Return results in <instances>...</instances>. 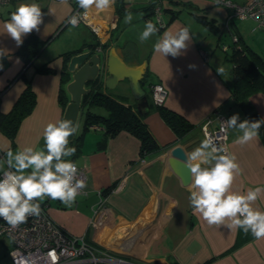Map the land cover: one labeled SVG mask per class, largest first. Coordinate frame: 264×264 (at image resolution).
<instances>
[{"label":"crops","instance_id":"crops-1","mask_svg":"<svg viewBox=\"0 0 264 264\" xmlns=\"http://www.w3.org/2000/svg\"><path fill=\"white\" fill-rule=\"evenodd\" d=\"M134 1L141 7L135 8ZM232 1L241 4L248 0ZM152 2L155 0H125L126 10L122 13H117L115 9L116 0L103 13L93 8L86 18L87 24L81 23L83 28H80L75 39H70V45L61 49L52 61L47 57L40 59L41 54L52 40L71 25L63 24L72 10L78 7L76 0H67L65 4H61L60 0H0V49L5 50L4 55L0 56V114L10 111L25 87L23 79L15 78L23 66V61L17 54L19 47L3 27L21 4L36 3L40 6L43 23L39 32L34 30L31 34L49 41L34 64L46 62L54 69L52 73L45 74L34 72V66L26 70L25 77L31 83L35 102L29 114L19 123L12 141L0 133V149L3 151L5 164L9 150L15 153L25 147H32L46 152L44 128L49 123L61 121L64 109L58 99L62 86L61 72L65 69L61 54L82 45L86 47V43L98 41L99 44H109V47L101 51L102 54L106 55L111 50L131 68H144V62L147 63L144 69L147 77L165 89L163 105L183 116L195 127L183 137L177 138L152 104L143 119L162 150L145 160L138 159L139 142L130 134L120 132L108 139L103 146H99L101 129L89 128L83 133L80 151L75 159L64 158L83 170L86 187L70 207L59 200L49 201L46 206L49 217L68 235L83 237L86 242L137 264H264V239L257 240L250 231L245 233L242 229H229L226 225H208L199 214L193 212L188 187H182L168 167L166 159L169 154L166 152L169 149L180 145L187 154L204 141L200 123L212 112L219 110L228 117L238 113L241 121L247 117L238 106L231 105L229 101L228 75L224 76L215 69L210 55L179 15L146 42L140 41L139 34L134 36L135 39L129 38L126 32L131 23L120 20L125 18L126 12L137 17L135 11L139 9L142 12ZM164 17L166 19L167 14ZM139 19H143L144 23H141L144 25L150 21L143 16ZM248 21L251 23L248 37L244 38L243 31L236 27L232 34L237 31L242 38L240 45L247 44L264 57V31H252L254 23ZM92 26L99 28L97 36L91 31ZM182 27H187L192 35L185 54L173 58L154 53L153 45L164 32H176ZM118 28H121V32L116 37L114 33ZM245 33L248 34L247 31ZM129 42L132 48L141 50L138 49L136 54L128 51ZM69 81L71 80L67 83ZM67 83L63 85L64 89ZM146 84L142 88L147 92ZM85 88H89V85ZM101 91L136 110L137 101L132 97L126 82L111 90L102 85ZM63 95L68 103L69 95L65 91ZM150 99L153 103L152 98ZM249 103L264 119V92L252 94ZM101 110L96 108L94 111L106 114ZM81 120L79 118L76 124L75 135L82 129ZM241 134L235 129H227V148L228 153L235 155L236 162L242 169L235 177L231 190L246 194L249 189L264 188V146L259 137L243 146L235 144L234 140ZM214 163L213 161L202 167H211ZM252 207L264 212V192ZM98 208L100 212L94 216V210ZM95 219L97 227L94 230L90 223ZM144 236L148 239L146 246L142 242L144 250L136 255L133 252L137 249L134 248H137L136 245ZM116 248L123 249V253L128 255L120 253L121 250ZM130 254L134 256L131 257Z\"/></svg>","mask_w":264,"mask_h":264},{"label":"clouds","instance_id":"clouds-1","mask_svg":"<svg viewBox=\"0 0 264 264\" xmlns=\"http://www.w3.org/2000/svg\"><path fill=\"white\" fill-rule=\"evenodd\" d=\"M60 3L65 4L67 0H60ZM76 3L83 12L69 19L73 27H77L81 19L87 18L93 8L101 13L109 10L115 0H76ZM132 19V13L126 12L125 23H131ZM42 23L43 13L38 4H21L3 27L19 47L23 44V37L34 30L39 32ZM158 31L156 25L149 21L139 39L146 42ZM191 41L189 29L182 27L176 32H164L153 45V50L164 57L170 55L177 58L185 54ZM95 48L102 51L99 46ZM4 53L5 50L0 49V56ZM221 124L225 130L235 129L242 133L234 143L243 146L258 138L264 119L241 121L237 113ZM76 132L77 127L69 119L49 123L43 131L46 152L25 147L15 153L10 150L6 153L9 170L0 179V218L10 226L17 227L26 222L29 216L39 217L42 209L36 201H42L45 197L72 206L77 195L86 187L85 180L75 179L78 172L76 163L62 159L75 154L76 149L67 145L69 137ZM186 155L185 167L190 170L192 178L188 191L193 212L199 214L208 225H226L229 229H242L245 233L250 231L257 240L264 239V212L252 207L264 188L249 189L246 194L231 190L235 177L242 171L235 155L218 148L208 139ZM213 161L214 166L202 167Z\"/></svg>","mask_w":264,"mask_h":264},{"label":"trees","instance_id":"trees-1","mask_svg":"<svg viewBox=\"0 0 264 264\" xmlns=\"http://www.w3.org/2000/svg\"><path fill=\"white\" fill-rule=\"evenodd\" d=\"M124 1L125 0H116L115 9L117 13H122V11H125L123 5ZM168 1L171 3L176 2V0ZM153 6L154 3L152 2L142 9L144 19H147L150 15H152ZM162 10L167 14V19L165 26L158 28V32H161L174 18L179 15V12L181 11L170 6L162 8ZM231 15L232 9L228 8V16ZM193 16L201 25L206 27V29L212 32H217L218 27L213 19H207V16L204 14H193ZM227 18L226 22L228 23V27L224 29L229 32L230 37L232 36L231 41L233 44L230 54L225 57V59L231 64L228 77V89L230 93L229 101L231 105L238 106L243 111L248 120H260L262 117L249 103V97L254 93L264 92V57L247 44L240 45V40L242 38L238 32L235 31L232 34L229 31L230 22L234 17L229 19ZM233 37L236 38V42L233 41ZM48 41L49 39L41 40L34 34H29L23 40V44L19 46L17 50V54L23 61V66L15 78L23 79L25 82V87L16 101L13 103L10 111L6 114H0V132L11 141L16 133L19 123L29 114L35 102V94L31 87V83L29 79L25 77L26 70L29 69V67L34 66V72L45 74L52 73L54 71V69L46 62L39 65L34 64L37 56L46 47ZM97 46L103 50L104 48L109 47V44H99L96 42L90 47L95 48ZM71 55L72 52H64L61 54L64 68L66 67V63ZM1 65L2 62L0 61V67H2ZM65 69L61 72L62 86L60 87L58 93V99L59 102H61L62 107H65L67 103L65 99L66 97L63 95V85L69 80V76L65 72ZM140 83L141 86L147 83V92L145 91V95L150 107L153 104L150 99L152 98V87L156 85V83L151 82L146 73L144 74V77L141 79ZM101 87L102 83L100 81H95L89 84L90 92L82 96V111L80 115V118H82V129L80 133L75 135L74 139L68 144V147H74L76 149L75 154L69 158H71V160L75 159L76 155L80 151L83 133L89 128L94 127H99L102 131L101 140L98 142L99 146H103V144L108 139L115 137L120 132H126L135 137L139 142V160H145L147 157L159 153L162 150V147L156 143L143 119L149 111V108L145 113L138 114V112L131 106L124 105L123 103L103 93L101 91ZM96 108L104 110L106 114H101L94 111ZM155 108L165 124L171 129L177 138L183 137L195 127L183 116L170 110L164 105L156 106ZM258 137L261 139L264 146V124L261 125ZM1 153L3 154V151H1ZM111 186H114V184Z\"/></svg>","mask_w":264,"mask_h":264},{"label":"built area","instance_id":"built-area-1","mask_svg":"<svg viewBox=\"0 0 264 264\" xmlns=\"http://www.w3.org/2000/svg\"><path fill=\"white\" fill-rule=\"evenodd\" d=\"M161 0H155L152 14L154 19L147 18L154 23L157 28L165 26L166 13L162 10ZM222 6L232 9V15L227 19L234 17L238 19H248L255 23L252 31L264 30V0H248L245 3L237 4L232 0H217ZM83 10L75 7L70 13L65 23L69 19L82 13ZM87 23L86 18L79 23ZM228 27L226 22L224 28ZM98 35V30L91 27ZM236 42V38L233 37ZM226 47L223 46V50ZM165 89L162 85L156 84L152 87V101L156 106L163 105L165 99ZM228 119L227 114L216 110L205 117L200 123V130L204 140H212L214 144L221 149L227 148V130L221 124ZM0 179L4 172L8 171V165L0 150ZM78 168V167H77ZM75 179H85L83 170L78 168ZM75 182V180L73 181ZM82 191V190H81ZM81 193V192H80ZM52 199L45 197L43 201H36L40 204L42 212L39 217L29 216L26 222L17 227L10 226L4 219L0 218V238L9 240L7 255L12 264H132L123 256L116 255L109 250H102L94 244L88 243L83 237L68 235L49 217L46 206ZM100 208L94 210V216L98 215ZM90 226L95 230L97 221H91Z\"/></svg>","mask_w":264,"mask_h":264},{"label":"water","instance_id":"water-1","mask_svg":"<svg viewBox=\"0 0 264 264\" xmlns=\"http://www.w3.org/2000/svg\"><path fill=\"white\" fill-rule=\"evenodd\" d=\"M81 23L86 24L84 22ZM66 24L64 23L63 25ZM94 43H86V47L82 45L75 50L69 51L72 52V55L66 63L65 72L71 81L66 84L64 89L69 95V102L63 109L62 120L69 119L76 126L82 111V96L90 92V88H85V86L95 81H100L104 88L108 90L126 82L132 97L137 101L136 111L138 114L145 113L149 108V104L140 81L144 77V69L147 67V63L144 62V68L128 67L113 51L110 50L104 55L99 48H91L90 46ZM73 139L74 136H70L69 143ZM166 153L169 154L166 159L168 167L174 176L178 178L181 186L184 188L188 187L191 183V173L185 167V160L187 159L185 150L180 145H176ZM54 164L55 161H53V168ZM127 262L137 264L132 261Z\"/></svg>","mask_w":264,"mask_h":264},{"label":"rangeland","instance_id":"rangeland-1","mask_svg":"<svg viewBox=\"0 0 264 264\" xmlns=\"http://www.w3.org/2000/svg\"><path fill=\"white\" fill-rule=\"evenodd\" d=\"M128 1H131V0H128ZM160 2L162 4V8L170 6L176 10H181L179 12V17L189 25V27L192 29V32L194 33L195 39L199 41L203 49L206 50V53L210 55L211 64L222 75L224 76L228 75L229 77V71L231 69V64L225 59V57L230 54L233 44H232V41H231L232 38L230 37L229 32L224 29V24L226 23V18L228 16V8L217 3V0H176V2L174 3H171L168 0H161ZM134 5H135V8L141 7L138 5V3H135V1H134ZM135 14L137 15V17L134 16V14L132 13L133 19H132L131 24L128 26V30L126 32L129 38H134V36L135 35L137 36L138 34L140 35L145 28V25L143 24L144 23L143 19H139L140 16H143L142 12L139 9H137V11H135ZM193 14H198V15L204 14L207 16V19H210V20L213 19L215 24L218 27L217 32H212L206 29V27H204L203 25L199 24L194 19ZM150 18L154 19L153 14L150 15ZM137 21H138V24H142V25H138L136 23ZM142 21L143 23H141ZM120 22H125V18L121 19ZM253 25H255V23ZM235 27L239 29L240 31H243L242 35L244 38L250 35L251 23L250 21H248V19L240 20L237 18H233V20L230 22L229 31L232 33V31L236 30ZM80 28H83V24L81 23L77 27L68 25L61 32V34H59L57 38L52 40L49 43V45L43 50V53L41 54L42 57H40V59H43V57H47L48 59L53 61L56 55H58V53L61 51V49L70 45L69 40L75 39L76 35L79 33ZM95 28H97L98 33H100L99 28L97 26ZM64 31L65 33L63 34ZM245 31H247L248 34L246 33L244 34ZM120 32H121V28H118L116 32L114 33V35L117 37L120 34ZM132 41L135 42V40H132ZM130 45L132 44L129 42L127 44L128 51L136 54L137 53L136 51L139 48L137 47L132 48ZM223 46L226 47V50L222 49ZM140 50L141 49H139V51ZM80 122L82 123V120ZM0 166H1V162H0ZM147 241L148 239H146L144 236V238L141 241H139L138 245H136L137 248H134V249H137V250H140V252L141 251L143 252L144 246H146ZM8 246H9V240L6 238H0V264H12L7 255ZM116 249L119 250L120 248H116ZM120 253L127 254V253H123V251H120ZM129 256L132 257L134 255L130 254Z\"/></svg>","mask_w":264,"mask_h":264},{"label":"bare ground","instance_id":"bare-ground-1","mask_svg":"<svg viewBox=\"0 0 264 264\" xmlns=\"http://www.w3.org/2000/svg\"><path fill=\"white\" fill-rule=\"evenodd\" d=\"M156 232H157V231H156ZM120 250L122 251L123 249H120ZM139 251H140V250H138V251H137V250H134L133 253H135L136 255H138V254L140 255V252H139ZM138 252H139V253H138Z\"/></svg>","mask_w":264,"mask_h":264},{"label":"flooded vegetation","instance_id":"flooded-vegetation-1","mask_svg":"<svg viewBox=\"0 0 264 264\" xmlns=\"http://www.w3.org/2000/svg\"><path fill=\"white\" fill-rule=\"evenodd\" d=\"M124 5V4H123ZM124 10H126V9H124Z\"/></svg>","mask_w":264,"mask_h":264}]
</instances>
